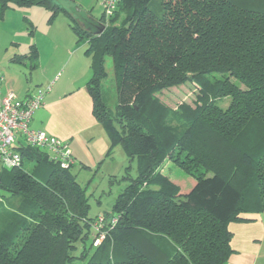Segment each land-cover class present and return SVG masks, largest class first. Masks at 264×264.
<instances>
[{
  "label": "trees",
  "instance_id": "obj_1",
  "mask_svg": "<svg viewBox=\"0 0 264 264\" xmlns=\"http://www.w3.org/2000/svg\"><path fill=\"white\" fill-rule=\"evenodd\" d=\"M58 2L0 0V16L11 5H36L51 19L59 11L69 17L90 57L86 91L108 155L120 145L125 171L135 161L136 176L123 177L128 184L110 212L91 218L73 167L18 142L21 166L0 172V188L18 198L0 227V264H226L228 225L264 211V0H118L99 35ZM20 58L34 69L37 49ZM105 58L113 106L104 99ZM188 85L189 103L164 101L163 93ZM166 161L194 180L187 192L162 174Z\"/></svg>",
  "mask_w": 264,
  "mask_h": 264
},
{
  "label": "rangeland",
  "instance_id": "obj_2",
  "mask_svg": "<svg viewBox=\"0 0 264 264\" xmlns=\"http://www.w3.org/2000/svg\"><path fill=\"white\" fill-rule=\"evenodd\" d=\"M58 3L67 9L72 17L80 22V24H83L89 31L93 27L100 25V23L104 24L100 22L103 16V7L100 0H59ZM51 17V10L36 5L30 7L11 5L4 15L0 16V71L4 76L13 77L21 88L25 87L27 89L31 87L36 90V86L39 85L37 84L40 76L39 69L34 70L31 68L29 60L20 58L30 50L31 45H34L38 49L37 51L42 49L41 58L44 61L49 54L47 48H50L49 44H51L57 53L58 65L64 62L65 59H69L70 55L74 53L73 48H68L71 46V39L75 41L76 38L77 40L73 31L68 27L71 20L62 11H59L55 18L51 19ZM119 23L120 19L116 24ZM81 46L85 47V44L80 42L79 47ZM104 71L106 73V79L102 81L104 99L108 105L113 106L115 104V89L112 64L109 58H105ZM91 76L92 72L90 71L89 77L91 78ZM90 78H88V81ZM185 90L184 92L181 89V93H178L176 90L163 93L164 101L173 108L180 102L189 103L194 96L190 94L193 86H185ZM228 103L229 98H223L219 101V105L222 108H226ZM173 126L177 127V122H173ZM112 152L113 159L108 160L106 164L102 165L98 173L84 175V171L81 170L82 173L78 179L82 187L87 188L85 190L90 206L89 217L91 218L110 212L117 195L128 184L127 178L123 177L129 175L131 178H134L136 176L135 161L131 163L128 172L125 171L128 163L121 146L118 145ZM122 160H125L126 165L121 172H117L116 167L120 166ZM116 162L118 165H115ZM33 166V162L25 160L23 170L32 172ZM109 168L114 170L113 173H117L116 177L109 176L104 172ZM2 170L3 168L0 166V172ZM76 171L73 170V172ZM161 171L162 174L179 184L184 193L191 187V182H194L191 177L172 162L166 161L161 167ZM17 203L18 198L9 197L8 192L0 188V227L6 225L7 215L15 210ZM90 242L91 237L86 240V245H89ZM80 250L81 244L79 243L74 254H79Z\"/></svg>",
  "mask_w": 264,
  "mask_h": 264
},
{
  "label": "crops",
  "instance_id": "obj_3",
  "mask_svg": "<svg viewBox=\"0 0 264 264\" xmlns=\"http://www.w3.org/2000/svg\"><path fill=\"white\" fill-rule=\"evenodd\" d=\"M59 6L68 11L60 4ZM80 25L88 30L83 24ZM98 29L99 26L93 27L91 31L96 32ZM70 45L68 48H73L74 53L60 65L51 44L50 48H47L49 54L44 61L41 58L42 49L37 51L38 59L34 70L39 69L40 76L36 90L44 89L51 83L53 85L45 94L42 106L33 113L30 127L33 130L44 131L68 144L75 159L73 170H77L74 173L78 181L81 170L84 171V175L98 173L102 165L113 159L112 151L117 146L108 155L109 139L92 115V100L86 91L91 71L90 57L84 53V46L79 47L76 38L75 41L70 40ZM3 77L5 80L3 91L11 90L17 101L25 100L35 91L31 87L27 89L19 87L13 77L8 75ZM115 165H118L117 162ZM125 165V160H122L120 166L116 167L117 172H121ZM106 171L104 172L109 176L117 175L111 168ZM228 230L231 233L232 253L226 264H264V211L250 221L230 223Z\"/></svg>",
  "mask_w": 264,
  "mask_h": 264
},
{
  "label": "built area",
  "instance_id": "obj_4",
  "mask_svg": "<svg viewBox=\"0 0 264 264\" xmlns=\"http://www.w3.org/2000/svg\"><path fill=\"white\" fill-rule=\"evenodd\" d=\"M103 7L105 25L116 9L118 0H100ZM5 80L0 71V166L5 169L19 168L21 156L14 147L21 142L31 148L39 149L46 154L48 162L58 165L61 169L74 166L69 146L41 130H33L30 121L33 113L42 106L43 98L52 88L53 83L44 89H37L23 101H17L11 90L3 91ZM103 218L99 217L93 228L100 230ZM113 226L116 219L110 221ZM103 238L101 233L95 244Z\"/></svg>",
  "mask_w": 264,
  "mask_h": 264
},
{
  "label": "water",
  "instance_id": "obj_5",
  "mask_svg": "<svg viewBox=\"0 0 264 264\" xmlns=\"http://www.w3.org/2000/svg\"><path fill=\"white\" fill-rule=\"evenodd\" d=\"M97 26H99V29L95 32V34L99 35L105 29V25L100 23V25H97Z\"/></svg>",
  "mask_w": 264,
  "mask_h": 264
}]
</instances>
